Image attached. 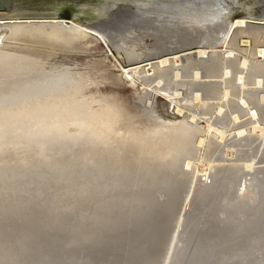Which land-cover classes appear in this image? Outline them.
Masks as SVG:
<instances>
[{"label": "water", "instance_id": "95a60500", "mask_svg": "<svg viewBox=\"0 0 264 264\" xmlns=\"http://www.w3.org/2000/svg\"><path fill=\"white\" fill-rule=\"evenodd\" d=\"M264 122V0H0V185L195 143L204 121Z\"/></svg>", "mask_w": 264, "mask_h": 264}, {"label": "rangeland", "instance_id": "374dc122", "mask_svg": "<svg viewBox=\"0 0 264 264\" xmlns=\"http://www.w3.org/2000/svg\"><path fill=\"white\" fill-rule=\"evenodd\" d=\"M94 33L96 34V32ZM99 38L118 65L123 78L127 81H135L139 89L148 88L166 98L173 103L171 111L191 120L192 113L196 112L180 104L183 109V112H180V114L176 110L177 102L146 84L143 79L137 77L134 73L130 72L132 75L128 76L126 74L127 72H125V67L113 52L105 38H103L102 35H99ZM237 100L241 103L239 98H237ZM243 107H247L248 110H250L249 104ZM196 115V118H200L204 121L203 134L197 135V140L199 136H205V129L208 123L214 125L218 124L198 113H196ZM251 118L256 119L252 116ZM253 124V122H250L230 129L225 128L227 133L223 139H220V137L212 133L214 136L213 140H215V142L218 141L216 153L214 155L216 162L237 163V166H239L235 169L233 165L217 164L212 167L214 178H223L224 172L229 174L233 172L244 173L240 177V180L231 185V190H234V192L236 191L235 194L239 195V190L242 187V189H245L246 194L248 192L250 193L248 194L253 200L251 204L247 203V200L244 202L239 199H233V197H231L232 195L229 194L226 200L227 202L224 200L222 201V208L216 214V225L221 228L223 219L229 220L231 218L235 220L233 216L236 214L235 211L237 210L243 212V214H254L250 217L252 222L254 221L253 225L255 226L256 222L258 226L262 225L260 227L255 226L256 228L252 226L249 232L243 236L233 234L231 231L230 234V232L226 231L227 229L223 230V232L225 231V235H223V232L221 233L219 231L220 233L216 234L217 238H215L218 240L213 239V246L215 247V249H213L214 253H211L213 254V261L221 255H219L221 252L219 250H221V248L224 250L228 249L227 251L232 250L231 252H234V255L232 253L233 257L236 255L234 258L232 255L228 257L230 260L225 258V260L228 261L226 263L224 260L223 264H264V208H262L264 205L262 206L261 204L262 193L260 192V183H258L264 171V136L260 137L258 131L253 132L251 130ZM260 124L264 126V122H260ZM240 127H244L246 131L247 129L248 131L238 137L235 130ZM230 133H233V136L231 135L230 137ZM208 136L209 134H206L204 146L207 145V139L211 138H208ZM245 142L248 146L244 144ZM204 148L205 147L201 146L202 154H204ZM230 148H234L236 151H229ZM196 150H198V154H196ZM199 152L200 149L193 145L158 154L0 186V248L14 251L16 255L13 256L16 259L15 262L21 259L18 264H53L52 262H55V260H62L60 263H64V261L76 258L78 261L83 259V262H81L82 264H96V262L100 264L104 261L108 264L111 262L112 257L106 252L96 259H93L91 256L85 258L82 255L87 254L86 256H88L93 252L97 253L98 250H102L103 247H108L107 245L109 243L111 246L118 240L125 241L123 238L126 233H133L132 231L138 229L141 230L139 233L144 230L148 232L151 229L153 233L159 236L160 233L162 234V227L164 224L166 227L167 223L170 222L165 237L159 247V254L157 257H154L153 260L142 259L144 257H141L138 264H142L144 260L146 261L144 264H200V260L197 259L198 254L197 251H195L194 245L190 249L187 247V238L193 237V231L190 232L192 229L186 226L189 225L188 221L190 220V216L196 218L198 215L197 222H194L197 223L200 228L195 236L200 238H198L199 243H197L196 238L195 245L197 247H202L203 242L201 240L206 239L209 235L212 229V226L209 225H213L212 223L214 220L211 218L208 219V216L205 215V212H201L202 208H199L198 205L194 210L192 207L191 215L190 212H188V209H191V206L188 208L189 203H186L188 194H190L188 192L190 189L195 190L197 185L196 183L195 185L193 184L195 188L191 185L193 180L192 170L182 168V160H184V158L194 160V156L197 158ZM206 154L210 156V154ZM202 158L207 157H205L204 154ZM251 159L252 161L254 159V161L257 160V163H255L256 166L253 168L255 170L252 169L250 174H247L242 168L245 161H250ZM227 166L231 171L228 170ZM257 168L260 170H257ZM203 181L206 183L207 178L201 179V182ZM205 187L203 189L208 190L212 188L213 185L209 188ZM255 188L258 189V195L255 194ZM246 194L241 193V195ZM256 196L258 197L257 199ZM190 197L192 196L190 195ZM255 201H257V204H255ZM171 203H173V207L170 210H172L173 213L169 214L168 206L165 205ZM258 206L260 209H256ZM186 208V214L187 212L188 214L185 218L184 211ZM224 208L226 210L229 209L232 214L230 213V215H227ZM256 210L262 213L263 218L261 214L258 216L259 213H257ZM163 211L165 212V216H163ZM181 213L183 214L182 218L184 217L186 220L183 219L179 222V215ZM228 216L230 218H228ZM237 216L241 217V221H245L249 218L241 214ZM205 217H207V219ZM185 221L187 222L184 223ZM203 224L205 226H203ZM205 234L206 236H203ZM139 238H136V240H139ZM146 238L147 236L144 237L143 240ZM233 239L234 241H232ZM219 241L221 244H217L220 243ZM253 241L254 244L251 245ZM141 244L142 243L139 245ZM218 245L220 248L218 247L217 250L216 246ZM245 245H247V247ZM180 248H183V250ZM20 249H24L23 256L19 255ZM135 249L132 250L131 244L128 243L126 247L128 256H133ZM204 250L207 249L205 248ZM235 251H242L241 254L248 253L250 255L244 256L240 255V253L237 255ZM189 253L190 256H188ZM205 254L206 251L201 255L202 260L206 257ZM140 256H142V254ZM165 259H168V261ZM84 260L87 261L85 262ZM209 262L211 264H218V261L212 262L211 260Z\"/></svg>", "mask_w": 264, "mask_h": 264}, {"label": "bare ground", "instance_id": "6f19581e", "mask_svg": "<svg viewBox=\"0 0 264 264\" xmlns=\"http://www.w3.org/2000/svg\"><path fill=\"white\" fill-rule=\"evenodd\" d=\"M68 21H70V22H72V23H74V24H76V25H78V26H80V27H82V28H84V29H86V30H89L90 31V29H91V32H96V35H98V37H99V35H102L99 31H97V30H95V29H92V28H90V27H88V26H85V25H83V24H81V23H78V22H76V21H74V20H72V19H69ZM102 37H103V35H102ZM104 38V37H103ZM125 70V72H127L126 74L128 75V76H131L132 74H130V72L131 73H133V71H132V69H128V68H124ZM124 73V72H123ZM130 79V78H129ZM141 82V81H140ZM145 82V81H144ZM142 84V83H141ZM161 94V93H160ZM240 100H241V105L242 106H244V105H247V104H249V101L246 99V97L244 96V95H241L240 97H238ZM171 99V98H170ZM177 111L180 113V112H183L182 110V107L180 106V104L179 103H177ZM255 106H252V107H250V110H248V112H249V114L253 117V118H256L257 116H258V112H257V110H256V108H254ZM254 108V109H253ZM186 111V110H185ZM181 114V113H180ZM196 113H192V115H191V120L190 121H193V120H195V118H196ZM254 124L252 125V131L253 132H255V131H258V133H260V137L262 136H264V126L263 125H261L260 124V122H259V120L256 118L255 119V121L253 122ZM207 128L205 129V131H206V134H209V136H208V138L209 137H211V138H209V139H207L208 141H207V145L206 146H204V143H205V141H206V134H205V136H199L198 137V139L197 140H195L196 141V144L194 143L193 145L194 146H197L198 147V149H200V152H199V155H198V157L196 158V156H194V160L193 159H190V158H184V160H182V168H185L186 170H192V173H193V180H192V187H194V185H195V183H196V185H197V188L195 189V190H189V192L188 193H190V194H188V198L190 197V195L192 196V197H190L189 198V200H188V198H187V200H186V203H189V205H188V208H190L189 206H191V209H188V212H190V215H191V213H192V207H193V210L197 207V205H198V207L200 208H202L201 209V212H205V215H207L208 216V219L209 218H211L212 220H214V222L212 223L213 225H209V226H212V229L210 230V232H209V235L206 237V239H204V240H201L202 242H203V245H202V247H200L199 245V247H197L195 244H196V241H197V243H199L198 242V238H200V237H198V236H195L196 235V233H198L199 232V225L197 224V223H195V222H197V219H198V215L196 216V218H194V217H191L190 216V220L188 221L189 223V225H185L187 228H190V229H192L190 232H192L193 231V237L191 236L190 238H187V235H186V238H187V247L190 249L191 247H193V245H194V248H195V251H197V259H199L200 260V264H211L209 261H211L212 260V262H215V261H218V264H223V261L225 260V258H227L228 259V257H230L231 255H232V253H233V255H234V252H231L230 250L229 251H227V250H224L223 248H221V250H219V251H221L220 253H219V258H216L215 259V261H213V259H212V256H213V254H211V253H214V250L213 249H215V247L213 246V244H214V240L213 239H215V238H217V236H216V234H219L220 232L222 233L223 232V230H225V229H227L226 231H228V232H232L233 234H237V235H239V236H243V235H245L247 232H249V230L252 228V226H254L253 224H254V221L252 222V219L250 218V217H252L253 215H252V213H244L243 214V212H241V211H235V215L233 216L234 217V219L235 220H232L229 216H228V218H230L229 220L227 219V220H225V219H223V222H222V225H221V228H219V226L218 225H216L217 223L215 222L216 221V214L220 211V209L222 208V201L224 200V201H226L227 200V198H228V195L229 194H231L232 196L231 197H233V199L235 198V199H239V200H242V201H244V202H246L245 200H247V203H251L253 200L251 199V197L249 196V194L247 193L246 194V192H245V189H242V187H241V189L239 190V195H237V194H235L236 193V191L234 192V190H231L232 188H231V185L234 183V182H236V181H238V180H240V177L242 176V174H244V173H239V172H233L232 174H229V173H227V172H224V176H223V178H219V179H215L214 178V176H213V173H214V171L212 170V167H214V166H216L217 164H220V165H233L234 167H235V169H237V167H239V166H237V163L236 164H233V163H222V161H220V163L219 162H216V158L214 157V155H215V153H216V146H217V144H218V141L217 142H215V140H213V134L215 135V136H218V137H220V139H223L225 136H226V129L224 128V127H222V126H220V125H214V124H211V123H208L207 124V126H206ZM245 127V126H244ZM244 127H240V128H238V129H236L235 131H236V134H238L237 136L239 137V135H241V134H243V133H245V132H247L248 131V129H247V131H246V128H244ZM248 127V126H247ZM250 132V131H249ZM213 133V134H212ZM250 133H252V132H250ZM201 134H203V132L201 133ZM201 134H197V135H201ZM247 134V133H246ZM253 134V133H252ZM255 134V133H254ZM212 135V136H211ZM231 135L233 136V133L231 134L230 133V137H231ZM249 135V134H248ZM256 135V134H255ZM255 135H253V136H255ZM252 136V135H251ZM228 137V136H227ZM235 137V136H234ZM242 137V136H241ZM244 137V136H243ZM197 138V137H196ZM217 139V138H216ZM247 139V138H246ZM251 140V139H250ZM220 141V140H219ZM252 141V140H251ZM253 141H254V139H253ZM233 142V141H232ZM220 143V142H219ZM235 143V142H234ZM251 143V142H250ZM253 143V142H252ZM238 144V143H237ZM244 144H246V142L244 143ZM193 145H190V146H193ZM229 145V144H228ZM247 145V144H246ZM263 145H264V142H263ZM190 146H185V147H190ZM201 146H203V147H205L204 148V154H205V157H207V158H202V156H204V154H202V151H201ZM226 146H227V144H226ZM231 146V145H230ZM235 146V145H234ZM248 146V145H247ZM185 147H181V148H185ZM228 147V146H227ZM237 147V146H236ZM264 147V146H263ZM181 148H176V149H181ZM226 148V147H225ZM176 149H172V150H176ZM227 149V148H226ZM172 150H167V151H172ZM218 150V149H217ZM167 151H162V152H167ZM229 151H232V152H235L236 150H234V148H230V150ZM264 151V150H263ZM263 151H262V154H263ZM162 152H158V153H162ZM257 152V151H256ZM158 153H153V154H158ZM206 153H208V154H210V156H208ZM249 153V152H248ZM153 154H148V155H153ZM196 154H198V150H196ZM148 155H143V156H148ZM239 155V154H238ZM143 156H138V157H143ZM138 157H134V158H138ZM213 157V158H212ZM254 157V156H253ZM134 158H129V159H134ZM232 158V157H231ZM129 159H124V160H129ZM212 159H214V160H212ZM237 159V158H236ZM124 160H119V161H124ZM201 160H204V161H201ZM255 160V159H254ZM252 161V159L250 160V161H245V163H244V166H243V168H242V170L243 171H246L245 173H247V174H250V172L252 171V169L254 168V166H256L255 165V163H257L256 161ZM119 161H115V162H119ZM219 161V160H218ZM234 161V160H233ZM264 161V160H263ZM115 162H110V163H115ZM239 162V161H238ZM110 163H105V164H110ZM105 164H100V165H105ZM100 165H96V166H100ZM262 165V164H261ZM96 166H91V167H96ZM263 166V165H262ZM91 167H86V168H91ZM258 167V166H257ZM86 168H81V169H86ZM227 168H228V166H227ZM231 168V167H230ZM259 168H262V167H259ZM259 168H257V170L259 169ZM81 169H77V170H81ZM232 169V168H231ZM239 169V168H238ZM77 170H72V171H77ZM228 170H229V168H228ZM241 170V171H242ZM253 170H255V169H253ZM260 170V169H259ZM72 171H67V172H72ZM219 171V170H218ZM229 171H231V170H229ZM234 171H236V170H234ZM67 172H62V173H67ZM62 173H58V174H62ZM58 174H53V175H58ZM221 174V173H220ZM53 175H48V176H53ZM223 175V174H222ZM48 176H43V177H48ZM220 176V175H219ZM43 177H39V178H43ZM200 177H202V178H200ZM39 178H34V179H39ZM205 178H207V182L205 183L204 181L203 182H201V179H205ZM217 178V177H216ZM239 178V179H238ZM34 179H29V180H34ZM29 180H24V181H29ZM24 181H19V182H24ZM19 182H14V183H19ZM194 182V183H193ZM14 183H9V184H14ZM258 183H260L259 184V186L261 187V189H260V192L262 193V206L264 205V171H263V173H262V176H260V179H259V182ZM9 184H5V185H9ZM194 184V185H193ZM5 185H0V186H5ZM213 185V187L212 188H210V189H208V190H205V189H203L205 186V188H209V187H211ZM191 187V188H192ZM248 187V186H247ZM250 187V186H249ZM195 188V187H194ZM210 190V191H209ZM257 190L258 189H256L255 188V194L256 195H258V192H257ZM233 193V194H232ZM241 193H243V194H246V195H241ZM261 196V195H260ZM248 198H250V199H248ZM258 197L256 196V199H257ZM231 200V199H230ZM188 201V202H187ZM227 202V201H226ZM260 202V201H259ZM252 204V203H251ZM255 204H257V201H255ZM260 204V203H259ZM254 205V204H253ZM165 206H168L167 208H168V212H169V214H171V213H173V211L172 210H170L172 207H173V203H171V204H167V205H165ZM164 206V207H165ZM184 206H185V204H184ZM184 208V207H183ZM226 208V207H225ZM224 208V211H226L227 212V215L229 214L230 215V213H231V211H229V209H225ZM259 208V206L256 208V209H258ZM262 208H264V207H262ZM260 209V208H259ZM164 210H165V208H164ZM243 210V209H242ZM186 211H187V208L185 209V211H184V216H185V218L187 217V214H188V212H187V214H186ZM257 211H259V210H256V212ZM261 211V210H260ZM262 212V211H261ZM264 212V211H263ZM257 213H259L258 214V216H260V214H261V217H262V213H260V212H257ZM165 214V212L163 211V216H165L164 215ZM232 214V213H231ZM238 214H241L242 216H246V218L247 217H249L247 220H243V221H241V217H238L237 215ZM182 213L179 215L180 217H179V222H181V220H186L184 217L182 218ZM204 215V216H205ZM255 216H257V215H255ZM255 216H254V218H255ZM264 217V216H263ZM262 217V218H263ZM206 219H207V217H205ZM226 218V217H225ZM166 219H168V218H166ZM166 219H165V221H166ZM243 219V218H242ZM212 220H210V221H212ZM195 221V222H194ZM208 221V220H207ZM209 221V222H210ZM256 221V220H255ZM187 221H185L184 223H186ZM219 222V221H218ZM178 223V222H177ZM220 223V222H219ZM170 224V222H168L167 223V225H166V227H165V224H164V226L162 227V234L160 233V235L158 236V235H156L155 233H153V230H151L150 229V231H146V230H144V231H142L141 233H139L141 230L140 229H138V230H135V231H132L133 233H126L125 235H124V238H123V240H125V241H121V240H118V241H116L115 243H111L112 245L110 246V243L107 245L108 247H106V248H104L103 247V249L102 250H98V252L97 253H92L91 255H88V256H86V255H82L83 257H85V258H87V257H89V256H91L93 259H96V258H98V257H101L102 255H104V253L106 252L109 256H111L112 257V259H111V262H109L108 264H138L140 261H139V259L141 258V257H144V258H142V259H151V260H153L154 259V257H157V255L159 254V247H160V245H161V242L163 241V239H164V237H165V233L167 232V227H168V225ZM179 224V223H178ZM206 224V223H205ZM210 224H211V222H210ZM262 224H263V222H262ZM188 226H190V227H188ZM203 226H205L204 224H203ZM207 226V225H206ZM256 227H260V226H262V225H260V226H258L257 225V222H256V225H255ZM254 226V227H255ZM185 227V228H186ZM255 227V228H256ZM205 228H207V227H205ZM209 228H211V227H209ZM263 228V227H262ZM155 229V228H154ZM222 229V230H221ZM143 230V229H142ZM147 230H148V228H147ZM260 230V229H259ZM146 231V232H145ZM201 231V230H200ZM204 231V230H203ZM220 231V232H219ZM225 232V231H224ZM223 232V235H225V233ZM231 232H230V234H231ZM204 233H206V232H204ZM227 233V232H226ZM191 234V233H190ZM190 234H188V235H190ZM229 234V235H230ZM133 235V236H132ZM222 235V234H221ZM222 235V236H223ZM229 235H227V236H229ZM147 236V238L145 239V240H143L144 239V237H146ZM177 236V235H176ZM203 236H206V234L205 235H203ZM232 237H234L233 235H231ZM140 237V238H139ZM219 237H220V235H219ZM225 237V236H224ZM223 237V238H224ZM238 237V236H237ZM136 238H139V240H136ZM196 238H197V240H196ZM221 238V237H220ZM227 238V237H226ZM104 239H106V238H104ZM240 239V238H239ZM239 239H237V240H239ZM196 240V241H195ZM215 240H218V239H215ZM230 240V239H229ZM200 241V242H201ZM223 241V240H222ZM232 241H234V239L232 240ZM236 241V240H235ZM220 242V241H219ZM128 243L129 244H131V249L132 250H134L135 249V247L137 246V245H139L140 243H142L141 245H139V246H137L136 247V249H135V251H134V253H133V256H128V254H127V251H126V247H127V245H128ZM217 244H221V242L220 243H217ZM227 244V243H226ZM252 244H254V241L253 242H251V245ZM250 245V244H249ZM249 245H248V247H249ZM251 245H250V247H251ZM118 246V247H117ZM204 246V247H203ZM246 247H247V245H245ZM244 246V247H245ZM186 247V246H185ZM219 247V245L218 246H216V249ZM171 248V247H170ZM194 248H192V249H194ZM207 249V250H204V249ZM220 248V247H219ZM252 248V247H251ZM1 249V248H0ZM180 249H182L183 250V248H180ZM187 249V248H186ZM238 249V248H237ZM243 249V248H242ZM23 250L24 249H20V251H19V255H22V254H24L23 253ZM218 250V249H217ZM241 250V249H240ZM255 250V249H254ZM96 251V250H95ZM126 251V252H125ZM206 251V254H205V258H203L204 260H202V257H201V255L204 253ZM218 251V252H219ZM241 252L242 251H235V254H239L240 253V255H244V256H248V255H250V254H248V253H246V254H241ZM187 253V252H186ZM30 254H32V253H30ZM106 254V255H107ZM142 254V256H140ZM168 254V253H167ZM175 254V253H174ZM188 254V253H187ZM172 255V254H171ZM233 255H232V257H233ZM239 255V256H240ZM13 256H16L15 255V253H14V251H12V250H10V249H1L0 250V264H18V262L21 260H17V262H15L16 261V259L13 257ZM23 256V255H22ZM81 256V257H82ZM175 256V255H174ZM188 256H190V253H189V255ZM204 256V255H203ZM236 256V255H235ZM234 256V257H235ZM256 256V255H255ZM107 257V256H106ZM151 257V258H150ZM233 257V258H234ZM238 257V256H237ZM20 258V257H19ZM167 258V257H166ZM179 258H180V256H179ZM187 258V257H186ZM232 258V259H233ZM89 259V258H88ZM105 259H108V258H105ZM170 259H171V257H170ZM231 259V260H232ZM92 260V259H91ZM137 260V261H136ZM166 261H168V259H165ZM193 260V259H192ZM204 261V262H202V261ZM228 260H230V259H228ZM228 260H225L226 261V263H227V261ZM62 260H55V262H52L53 264H59L60 262H61ZM85 262L87 261V260H84ZM99 261V260H98ZM139 261V262H138ZM197 261V260H196ZM81 262H83V259H81V261H78L77 260V258L76 259H71V260H67V261H64V263H60V264H82ZM91 262V261H90ZM101 262V261H100ZM141 262H142V260H141ZM144 262H146L145 260H144ZM144 262L142 263V264H144ZM222 262V263H221ZM93 263H94V261H93ZM169 263V262H168ZM217 263V262H216ZM91 264V263H90ZM96 264H97V262H96ZM100 264H107V262H102V263H100ZM213 264H215V263H213ZM225 264V263H224ZM232 264V263H231ZM238 264V263H237Z\"/></svg>", "mask_w": 264, "mask_h": 264}]
</instances>
